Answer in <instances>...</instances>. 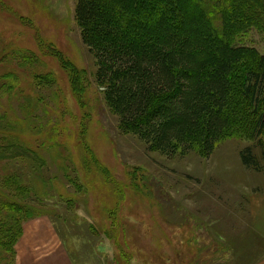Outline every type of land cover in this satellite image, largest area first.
Instances as JSON below:
<instances>
[{
    "label": "rangeland",
    "instance_id": "rangeland-1",
    "mask_svg": "<svg viewBox=\"0 0 264 264\" xmlns=\"http://www.w3.org/2000/svg\"><path fill=\"white\" fill-rule=\"evenodd\" d=\"M75 3L0 0V142L13 135L44 161L0 160V192L36 210L0 264H264L252 226L264 208V134L251 136L256 113L241 94L258 61L237 65L230 127L208 156L200 146L152 151L106 105ZM233 42L264 56V31ZM54 51L81 72L80 89ZM246 147L256 167L242 164Z\"/></svg>",
    "mask_w": 264,
    "mask_h": 264
},
{
    "label": "trees",
    "instance_id": "trees-1",
    "mask_svg": "<svg viewBox=\"0 0 264 264\" xmlns=\"http://www.w3.org/2000/svg\"><path fill=\"white\" fill-rule=\"evenodd\" d=\"M75 20L95 60V82L120 131L149 150L171 156L200 146L208 156L230 127L226 111L233 76L245 59L258 61L241 82V94L256 113L251 136L264 134V107L259 110L264 105V56L233 42L247 30L264 31V0H76ZM54 54L69 70L71 85L80 89L81 72ZM33 77L37 85L46 81ZM3 135L0 160L28 158L38 168L44 164L29 144ZM240 159L246 167L257 166L249 147ZM35 213L0 192V253L9 247L7 239L20 234V220Z\"/></svg>",
    "mask_w": 264,
    "mask_h": 264
},
{
    "label": "crops",
    "instance_id": "crops-1",
    "mask_svg": "<svg viewBox=\"0 0 264 264\" xmlns=\"http://www.w3.org/2000/svg\"><path fill=\"white\" fill-rule=\"evenodd\" d=\"M258 213V212H257ZM254 214V222H252V226L253 228L258 231L259 233H261L264 236V208L261 209V217H259V215ZM263 215V216H262Z\"/></svg>",
    "mask_w": 264,
    "mask_h": 264
}]
</instances>
